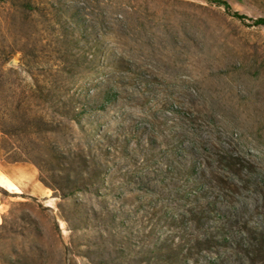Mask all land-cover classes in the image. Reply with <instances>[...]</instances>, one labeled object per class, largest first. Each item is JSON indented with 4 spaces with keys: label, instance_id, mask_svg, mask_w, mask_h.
I'll list each match as a JSON object with an SVG mask.
<instances>
[{
    "label": "rangeland",
    "instance_id": "rangeland-1",
    "mask_svg": "<svg viewBox=\"0 0 264 264\" xmlns=\"http://www.w3.org/2000/svg\"><path fill=\"white\" fill-rule=\"evenodd\" d=\"M226 1L0 0L11 264H264V0Z\"/></svg>",
    "mask_w": 264,
    "mask_h": 264
},
{
    "label": "trees",
    "instance_id": "trees-1",
    "mask_svg": "<svg viewBox=\"0 0 264 264\" xmlns=\"http://www.w3.org/2000/svg\"><path fill=\"white\" fill-rule=\"evenodd\" d=\"M207 3L222 7L223 10L231 15L233 18L237 19L238 21L245 23V20H247V16L240 14L237 11H233L230 4L226 0H206ZM252 25L254 26H261L264 27V18H256V19H250ZM1 133L5 136H13L15 135L14 133L6 132L4 130H1ZM9 162H16V161H29L33 164H36L30 156H24L21 158V156H16V157H11L7 159ZM38 165V164H36ZM227 168L230 174L239 176L240 170L236 168V164L234 162L227 161ZM39 167V166H37ZM40 170V168H39ZM43 181V180H42ZM57 189V188H56ZM22 195V194H21ZM23 196V195H22ZM32 200H35V198H32ZM21 203V202H20ZM26 203L22 204L25 205ZM10 214V212H9ZM16 216V215H15ZM14 216V217H15ZM18 219H23L22 216H17ZM14 223V222H13ZM36 223V222H34ZM37 224V223H36ZM16 233L14 230H12V224L11 225H6V220L4 217H2V223L0 224V232L2 233ZM0 239L2 238V235H0ZM241 245L243 247V253L246 257L247 261H251L252 263L255 261L256 256L261 253L262 257L264 258V232L262 230H259L257 232L251 233V237L249 238H242L241 240ZM1 247V244H0ZM253 256L255 258H253ZM0 264H11V260L6 258L5 256L0 254Z\"/></svg>",
    "mask_w": 264,
    "mask_h": 264
},
{
    "label": "bare ground",
    "instance_id": "bare-ground-1",
    "mask_svg": "<svg viewBox=\"0 0 264 264\" xmlns=\"http://www.w3.org/2000/svg\"><path fill=\"white\" fill-rule=\"evenodd\" d=\"M0 185L10 190L13 189V185L10 182H8L4 177L3 178L0 177Z\"/></svg>",
    "mask_w": 264,
    "mask_h": 264
}]
</instances>
